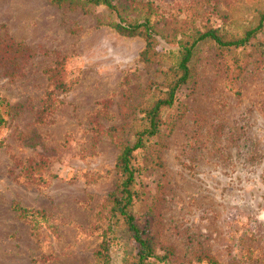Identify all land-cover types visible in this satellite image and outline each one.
Wrapping results in <instances>:
<instances>
[{
  "label": "rangeland",
  "instance_id": "obj_1",
  "mask_svg": "<svg viewBox=\"0 0 264 264\" xmlns=\"http://www.w3.org/2000/svg\"><path fill=\"white\" fill-rule=\"evenodd\" d=\"M134 1L152 2L170 37L223 15L239 31L251 14L249 0ZM109 21L76 0H0V264H93L118 145L177 60L162 41L141 62L143 40ZM163 118L157 158L139 153L132 207L160 259L148 264H264V22L242 49L196 46Z\"/></svg>",
  "mask_w": 264,
  "mask_h": 264
},
{
  "label": "trees",
  "instance_id": "obj_2",
  "mask_svg": "<svg viewBox=\"0 0 264 264\" xmlns=\"http://www.w3.org/2000/svg\"><path fill=\"white\" fill-rule=\"evenodd\" d=\"M47 1L54 5H61L72 0ZM76 1L80 5L102 7L110 18L105 25L118 36L141 38L144 43L138 55L141 62L150 63L159 56L161 49L159 42L163 41L165 45L171 44L176 50L177 60L174 66L168 68L163 74L158 94L147 105L137 109L139 122L131 144L118 145L119 150L114 162L117 177L115 188L107 199V228L93 252V264H148L150 260L160 259L153 253V245L146 228L137 223L132 214L133 204L139 196L135 186L142 170L139 164V153L148 152L153 159H156L163 148L160 141L161 128L165 125V129H170L163 118V112L174 103L177 90L188 82L190 61L196 46L208 43L216 50L223 52L242 49L249 45L262 32L264 0H249L250 19L248 24L239 31H229L224 28L223 25H229V17L223 15L220 17V25L212 26L208 20H205L198 26L192 25L189 29L179 32V36H174L176 31L174 28L172 37L163 32V26H159L160 14L150 1L128 0L122 12L112 0ZM131 4L139 6L140 16L132 18L126 15ZM55 72L56 68L48 70V79L52 82H55ZM119 252H123L122 256L117 255ZM202 259L208 264H218L207 255H202Z\"/></svg>",
  "mask_w": 264,
  "mask_h": 264
}]
</instances>
